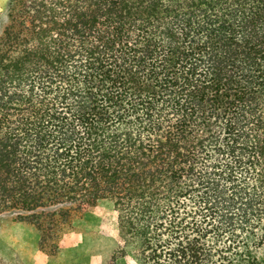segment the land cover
<instances>
[{
  "label": "trees",
  "instance_id": "trees-1",
  "mask_svg": "<svg viewBox=\"0 0 264 264\" xmlns=\"http://www.w3.org/2000/svg\"><path fill=\"white\" fill-rule=\"evenodd\" d=\"M99 204L138 264H264V0H6L0 210L55 251Z\"/></svg>",
  "mask_w": 264,
  "mask_h": 264
},
{
  "label": "rangeland",
  "instance_id": "rangeland-1",
  "mask_svg": "<svg viewBox=\"0 0 264 264\" xmlns=\"http://www.w3.org/2000/svg\"><path fill=\"white\" fill-rule=\"evenodd\" d=\"M5 2L0 0V11ZM15 216L0 210V264H138L132 255H118L117 213L109 205L77 213L50 241L57 244L55 251L40 249L39 234Z\"/></svg>",
  "mask_w": 264,
  "mask_h": 264
}]
</instances>
